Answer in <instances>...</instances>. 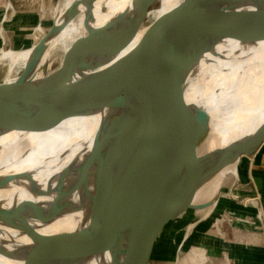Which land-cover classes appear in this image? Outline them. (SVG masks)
I'll list each match as a JSON object with an SVG mask.
<instances>
[{"label": "water", "instance_id": "95a60500", "mask_svg": "<svg viewBox=\"0 0 264 264\" xmlns=\"http://www.w3.org/2000/svg\"><path fill=\"white\" fill-rule=\"evenodd\" d=\"M95 1L73 0L60 22L58 10L48 30L28 47L31 54L16 78L0 80V132L51 129L112 108L90 148L54 182H30L34 197L18 202L16 217L31 243L20 247L17 264L84 258L71 253L66 234H45L39 225L85 206L102 218L117 264H156L168 223L213 204H196L198 189L264 143L263 121L237 135L227 149L202 152L207 111L196 117L193 135L185 123L191 118L185 87L207 43L233 49L264 44V0H177L155 15L151 11L160 0H133V11L101 26L92 23ZM81 5L86 6L85 34L42 64L50 40ZM96 252L95 244L91 254Z\"/></svg>", "mask_w": 264, "mask_h": 264}, {"label": "bare ground", "instance_id": "6f19581e", "mask_svg": "<svg viewBox=\"0 0 264 264\" xmlns=\"http://www.w3.org/2000/svg\"><path fill=\"white\" fill-rule=\"evenodd\" d=\"M176 1L160 0L158 8L152 10L151 15ZM72 2L64 1L57 22L63 20L61 15ZM133 7V0H96L92 23L101 26L118 13L133 11ZM85 15L86 6L81 5L76 15L79 21L74 39L85 34ZM69 37L63 31L53 37L41 63L53 61L64 52L72 43L68 42ZM30 54L29 48L16 51L3 49L0 61L8 59L11 68L19 66L23 69ZM35 76H40L39 71ZM185 99L191 113V118L185 123L192 135L195 133L192 126L196 117L203 110L208 113L207 134H211L208 138L207 134L202 137V152L217 147L227 149L237 135L253 131L264 121V44L233 49L224 44L207 43L198 69L186 84ZM111 109L105 107L97 114L76 117L51 129L0 132V264H17L15 259L20 247L31 243V239L19 230L16 217L21 212L18 202L34 197L28 191L30 182L42 186L54 182L70 162L90 148L97 131L110 119ZM15 176L19 178L14 179ZM229 176L234 177V185L239 184L238 163L218 172L198 189L196 204L213 203L203 217L214 210L222 184ZM45 199L50 201L51 196ZM258 203L255 206L263 219L262 205ZM195 224L188 226L186 236ZM39 231L45 234L60 232L68 236L71 253L85 256L70 264H117L108 230L102 218L89 206L68 211L49 225H39ZM95 244L98 252L91 254ZM190 253L192 264H203L207 259L199 248L194 247Z\"/></svg>", "mask_w": 264, "mask_h": 264}, {"label": "rangeland", "instance_id": "374dc122", "mask_svg": "<svg viewBox=\"0 0 264 264\" xmlns=\"http://www.w3.org/2000/svg\"><path fill=\"white\" fill-rule=\"evenodd\" d=\"M64 1L0 0V52L3 49L16 51L33 45L42 32L48 30ZM158 6L159 3L154 9ZM78 21L77 16L63 30V33L70 35L68 42L74 40ZM20 70L19 66L11 68L9 60L4 59L0 61V80H6ZM234 184L233 176L226 178L218 194L217 205L205 218L203 215L211 207L190 209L168 223L154 257L156 264H192L189 256L194 247L206 255L203 264H226V249L231 241L246 245L245 236L254 239V232L264 234L257 219L259 210L255 206L258 202L262 204L260 199L258 201L255 193ZM254 196L256 198H252ZM193 223H196L195 226L186 236L188 226Z\"/></svg>", "mask_w": 264, "mask_h": 264}, {"label": "crops", "instance_id": "0c3cea01", "mask_svg": "<svg viewBox=\"0 0 264 264\" xmlns=\"http://www.w3.org/2000/svg\"><path fill=\"white\" fill-rule=\"evenodd\" d=\"M238 165L240 180L237 186L252 194L259 193L264 210V143L253 154L243 156ZM254 236V239L245 236L246 245L231 241L226 249V264H264V234L254 232Z\"/></svg>", "mask_w": 264, "mask_h": 264}, {"label": "built area", "instance_id": "2783aa9c", "mask_svg": "<svg viewBox=\"0 0 264 264\" xmlns=\"http://www.w3.org/2000/svg\"><path fill=\"white\" fill-rule=\"evenodd\" d=\"M257 194H258V196L260 197V194L259 193H256V197H257ZM254 196V197H255ZM254 197H252V198H254ZM261 203H262V201H261ZM262 205V209H263V204H261ZM263 213H264V210H263ZM264 215V214H263ZM257 219L260 221V224H261V229H262V231H263V233H264V218L262 219L261 217H259V215H257Z\"/></svg>", "mask_w": 264, "mask_h": 264}]
</instances>
